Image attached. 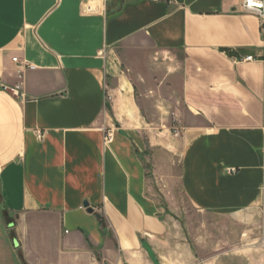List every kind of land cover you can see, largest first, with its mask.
I'll use <instances>...</instances> for the list:
<instances>
[{"label": "crops", "instance_id": "obj_1", "mask_svg": "<svg viewBox=\"0 0 264 264\" xmlns=\"http://www.w3.org/2000/svg\"><path fill=\"white\" fill-rule=\"evenodd\" d=\"M241 4L0 0V264H264V23ZM174 198L241 249L196 257Z\"/></svg>", "mask_w": 264, "mask_h": 264}, {"label": "rangeland", "instance_id": "obj_2", "mask_svg": "<svg viewBox=\"0 0 264 264\" xmlns=\"http://www.w3.org/2000/svg\"><path fill=\"white\" fill-rule=\"evenodd\" d=\"M136 45L149 48V44L143 40L137 42ZM128 46L132 47V44ZM127 57L131 59V64L138 71H147L145 64H147L146 59L150 57L149 54L142 52ZM171 133L173 135V132ZM174 191H179L176 184ZM173 207H175V219L178 223L177 237L184 238L190 243L196 257L199 256L206 260L220 253L226 257L228 256L226 253L230 250L241 249V246L238 247L241 245L238 243V239L241 237L240 235H244L246 232L236 227L237 221L235 219H231L229 216L219 217L198 212L182 199L174 198ZM260 218L262 216H259Z\"/></svg>", "mask_w": 264, "mask_h": 264}, {"label": "built area", "instance_id": "obj_3", "mask_svg": "<svg viewBox=\"0 0 264 264\" xmlns=\"http://www.w3.org/2000/svg\"><path fill=\"white\" fill-rule=\"evenodd\" d=\"M241 7L242 10L246 13H252L254 15H256L257 17H259V19H261V21L264 23V3L262 2V0H241ZM255 58L252 56H247L245 58L242 59V61L245 62H250L253 61ZM15 63H18L19 65H24L23 63L18 62V60L14 59ZM28 69H32V66H25ZM17 90V89H16ZM14 90V95L18 96V97H23L22 94L17 93V91ZM173 135L174 136H179L180 135V131L178 129H173L172 130ZM38 138L41 139L42 135H38ZM110 140V134L109 133H105V137H104V141L108 142ZM231 172H234V170H231Z\"/></svg>", "mask_w": 264, "mask_h": 264}, {"label": "water", "instance_id": "obj_4", "mask_svg": "<svg viewBox=\"0 0 264 264\" xmlns=\"http://www.w3.org/2000/svg\"><path fill=\"white\" fill-rule=\"evenodd\" d=\"M83 207L85 209H87V212L92 213V210L90 208H88L89 206H88V204L86 202L83 203ZM97 218H99V217H97Z\"/></svg>", "mask_w": 264, "mask_h": 264}]
</instances>
